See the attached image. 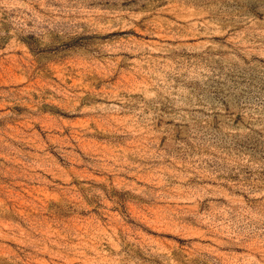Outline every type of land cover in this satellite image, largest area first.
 Here are the masks:
<instances>
[{"label": "rangeland", "instance_id": "obj_1", "mask_svg": "<svg viewBox=\"0 0 264 264\" xmlns=\"http://www.w3.org/2000/svg\"><path fill=\"white\" fill-rule=\"evenodd\" d=\"M0 264H264V0H0Z\"/></svg>", "mask_w": 264, "mask_h": 264}]
</instances>
